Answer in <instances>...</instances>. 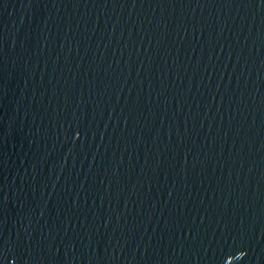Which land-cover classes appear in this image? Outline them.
<instances>
[{
    "label": "water",
    "instance_id": "obj_1",
    "mask_svg": "<svg viewBox=\"0 0 264 264\" xmlns=\"http://www.w3.org/2000/svg\"><path fill=\"white\" fill-rule=\"evenodd\" d=\"M0 264H264V0H0Z\"/></svg>",
    "mask_w": 264,
    "mask_h": 264
}]
</instances>
